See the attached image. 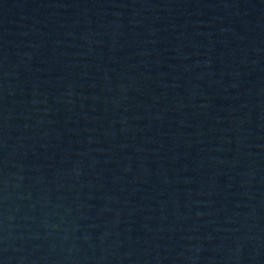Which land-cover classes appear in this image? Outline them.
<instances>
[{
	"label": "water",
	"instance_id": "1",
	"mask_svg": "<svg viewBox=\"0 0 264 264\" xmlns=\"http://www.w3.org/2000/svg\"><path fill=\"white\" fill-rule=\"evenodd\" d=\"M0 264H264V0H0Z\"/></svg>",
	"mask_w": 264,
	"mask_h": 264
}]
</instances>
